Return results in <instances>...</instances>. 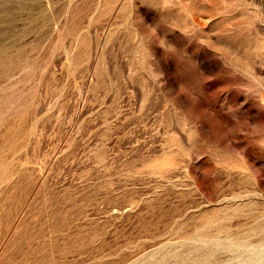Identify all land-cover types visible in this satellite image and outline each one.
I'll use <instances>...</instances> for the list:
<instances>
[{"label": "rangeland", "instance_id": "374dc122", "mask_svg": "<svg viewBox=\"0 0 264 264\" xmlns=\"http://www.w3.org/2000/svg\"><path fill=\"white\" fill-rule=\"evenodd\" d=\"M0 264H264V0H0Z\"/></svg>", "mask_w": 264, "mask_h": 264}]
</instances>
